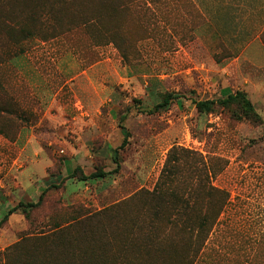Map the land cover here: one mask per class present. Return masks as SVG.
<instances>
[{
	"label": "rangeland",
	"instance_id": "1",
	"mask_svg": "<svg viewBox=\"0 0 264 264\" xmlns=\"http://www.w3.org/2000/svg\"><path fill=\"white\" fill-rule=\"evenodd\" d=\"M14 14L30 33L0 31V221L22 206L0 226V264L148 260L180 149L230 195L198 264H264V67L197 35L192 0H0V24ZM237 92L260 123L193 103ZM169 94L181 98L154 112ZM206 192L191 199L196 216L214 209Z\"/></svg>",
	"mask_w": 264,
	"mask_h": 264
},
{
	"label": "trees",
	"instance_id": "2",
	"mask_svg": "<svg viewBox=\"0 0 264 264\" xmlns=\"http://www.w3.org/2000/svg\"><path fill=\"white\" fill-rule=\"evenodd\" d=\"M2 20L4 19L2 18ZM15 30L23 36L30 33L29 30L22 27L18 14H14L13 17L0 24V31L6 33L12 41H17L13 36ZM262 41L264 42V36ZM180 98L181 96L178 95H166L163 101L155 106L154 112L167 110L173 101ZM216 102L224 108L234 105L236 107L235 115L246 118L252 123H260L261 117L254 109L246 94L242 92L231 94L218 101H193L197 110L202 113L212 111ZM128 138L129 134L127 132L121 147H124L128 143ZM180 152L181 157H183L187 164L183 170L179 171V180L166 177L164 185H168V188L162 189V191L158 193L159 202H161L162 207L165 208L161 215L164 226L159 236L155 234L157 228L155 224L149 223L148 232L151 235V239L149 240L148 251L151 256L144 262H123L122 264H198V260L201 259V255H203L210 237L229 204L230 195L222 188L213 186L212 184L206 185V178L204 177V174L206 176L207 173L206 169L204 166L200 168L194 166L196 155L194 152L185 149H180ZM115 163L117 162L115 161ZM175 172L178 174L177 169H175ZM104 175L106 174L100 172L92 174V177H103ZM206 177L208 178V176ZM176 182L184 186L182 196L178 195V193L171 188V185ZM201 188L207 189V197L213 199L214 209L210 213L196 216L191 210V199L195 192ZM40 202L41 200L39 203ZM21 206L22 204L20 203L18 206L12 208L8 215L13 214ZM8 215L0 221V226L5 223ZM39 241H41V239L36 240V238H30L26 240V242H33L34 246L41 245L42 243H39ZM181 246H184L185 250L180 253L179 248ZM37 248L38 247H35V249ZM11 258L12 255L6 254L3 264H9Z\"/></svg>",
	"mask_w": 264,
	"mask_h": 264
},
{
	"label": "crops",
	"instance_id": "3",
	"mask_svg": "<svg viewBox=\"0 0 264 264\" xmlns=\"http://www.w3.org/2000/svg\"><path fill=\"white\" fill-rule=\"evenodd\" d=\"M192 2L205 19V24L196 30L197 35L200 32L199 36L205 39L221 40L228 49H236L233 54L255 67H264V0ZM34 130L35 127H24L18 143L30 145L25 139L31 133L30 141H33Z\"/></svg>",
	"mask_w": 264,
	"mask_h": 264
}]
</instances>
